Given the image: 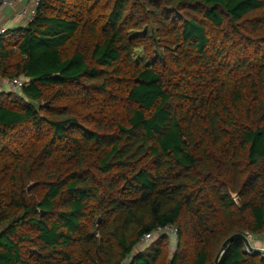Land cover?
Wrapping results in <instances>:
<instances>
[{"label": "trees", "instance_id": "1", "mask_svg": "<svg viewBox=\"0 0 264 264\" xmlns=\"http://www.w3.org/2000/svg\"><path fill=\"white\" fill-rule=\"evenodd\" d=\"M17 77L0 264H214L264 233V0H40L0 33Z\"/></svg>", "mask_w": 264, "mask_h": 264}, {"label": "built area", "instance_id": "2", "mask_svg": "<svg viewBox=\"0 0 264 264\" xmlns=\"http://www.w3.org/2000/svg\"><path fill=\"white\" fill-rule=\"evenodd\" d=\"M19 1L20 0H0V8L5 7V6H13L16 3H18ZM39 3H40V0H31L30 1V9L26 12V13H28V16H27V22L28 23L34 17L36 8L39 5ZM5 30H6V28H4L2 26L0 27V33H3ZM23 85H24V80L22 79V77H17V78H13V79H8V78L0 79V87H2V88L7 87L8 91H15L17 89L20 90ZM165 233L175 234V229L171 226L158 227L154 231L144 234L143 237L140 239L139 243L140 244L148 243L155 236L160 235V234H165ZM247 239H248V242H249L252 249H248L247 247H245V251L251 252L253 250H256V251H259L262 254H264V248L255 249L252 246V242L257 240V239H261L264 241V233L260 236H253V235L247 234Z\"/></svg>", "mask_w": 264, "mask_h": 264}, {"label": "crops", "instance_id": "3", "mask_svg": "<svg viewBox=\"0 0 264 264\" xmlns=\"http://www.w3.org/2000/svg\"><path fill=\"white\" fill-rule=\"evenodd\" d=\"M31 0H20L13 6H5L0 8V27L6 29L25 27L27 22L28 13L30 9ZM255 249L264 248V241L257 239L252 242Z\"/></svg>", "mask_w": 264, "mask_h": 264}, {"label": "water", "instance_id": "4", "mask_svg": "<svg viewBox=\"0 0 264 264\" xmlns=\"http://www.w3.org/2000/svg\"><path fill=\"white\" fill-rule=\"evenodd\" d=\"M47 106V104H45ZM33 185V183H31L28 187H27V190ZM100 222V218L97 219V223ZM93 234H97V230L95 229L93 231ZM234 239H240L245 247H247L248 249H252L249 242H248V239H247V234H233L231 236H229L222 244L219 252L217 253L215 259H214V264H220V261L224 255V253L226 252L229 244L234 240Z\"/></svg>", "mask_w": 264, "mask_h": 264}, {"label": "rangeland", "instance_id": "5", "mask_svg": "<svg viewBox=\"0 0 264 264\" xmlns=\"http://www.w3.org/2000/svg\"><path fill=\"white\" fill-rule=\"evenodd\" d=\"M9 36H10L9 34L6 35L4 39L7 40V39L9 38ZM0 90H4V91L6 90V91H8V88H7V87H3V88L0 87ZM14 92H15L16 94H20V90H18V89L15 90ZM168 235H169L168 237H169L172 241L175 239V234H169V233H168ZM170 239H169V240H170ZM170 242H171V241H170ZM171 243L173 244V242H171ZM140 245H143V246H142V248H143V247L147 246L148 244H147V243H144V244H140Z\"/></svg>", "mask_w": 264, "mask_h": 264}]
</instances>
